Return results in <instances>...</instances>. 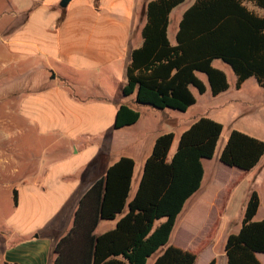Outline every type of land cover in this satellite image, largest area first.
I'll return each mask as SVG.
<instances>
[{"label":"crops","instance_id":"obj_1","mask_svg":"<svg viewBox=\"0 0 264 264\" xmlns=\"http://www.w3.org/2000/svg\"><path fill=\"white\" fill-rule=\"evenodd\" d=\"M31 1L14 28H3L11 23L5 11L0 17L3 69L27 64L18 73L43 74L40 88L21 96L15 112L7 113L0 124V264H54L53 249L72 228L79 202L93 183L119 158H132L130 202L150 155L136 156L143 149L136 139L137 126L147 109L135 103L134 95L124 96L122 89L130 54L142 43L144 9L151 0H71L65 8L60 0ZM171 22L170 15L169 27ZM87 88L99 96L86 97ZM121 104L138 110L140 117L136 124L117 130L114 121ZM164 122L177 124L171 117ZM251 128L229 132L236 129L264 140V131L256 134ZM184 131L176 134L178 139ZM14 136L21 141L5 143ZM220 152L214 162L230 174L216 172L212 160L203 161L201 186L186 201L169 238L170 245L196 253L195 264L206 255L205 264H216L219 245V257L226 264V238L239 230L249 193H258L259 184L264 188V157L245 172L221 163ZM258 195L254 219L260 221L264 197ZM123 215L100 221L94 233L111 231ZM256 255L264 264V253Z\"/></svg>","mask_w":264,"mask_h":264},{"label":"trees","instance_id":"obj_2","mask_svg":"<svg viewBox=\"0 0 264 264\" xmlns=\"http://www.w3.org/2000/svg\"><path fill=\"white\" fill-rule=\"evenodd\" d=\"M185 1L147 3L142 43L130 54L123 95H134L137 105L186 112L196 103L192 89L202 95L209 88L213 97L228 90L216 60L230 67L236 89L250 78L264 89V0H194L182 13L172 44L170 15ZM139 117L138 110L121 104L114 129L132 126ZM222 131L220 122L196 119L171 157L174 134L157 136L130 202L134 160L121 157L111 164L81 198L72 228L53 249L54 264H147L149 259L151 264H195L198 255L170 245L169 238L186 201L201 186L203 161L213 159ZM262 157L264 140L232 129L219 161L246 172ZM259 205L253 190L239 230L226 238V264H261L256 254L264 253V220L254 219ZM123 213L114 229L94 233L100 221Z\"/></svg>","mask_w":264,"mask_h":264},{"label":"rangeland","instance_id":"obj_3","mask_svg":"<svg viewBox=\"0 0 264 264\" xmlns=\"http://www.w3.org/2000/svg\"><path fill=\"white\" fill-rule=\"evenodd\" d=\"M193 2L194 0H186L172 12V22L168 30V37L172 44L175 42V21L183 10L190 6ZM32 4L31 0H3V4L0 5V17H3V12L5 11L4 13L6 18L11 21V23L3 25V28H14L22 19V10L32 6ZM2 50L3 49L0 47V52H2ZM22 65L24 68L27 66V64H20L19 68H16L17 65H8L3 69V61H0V124L7 113L9 114V112H15L17 108L16 102L19 98H21V96L34 92L40 88L41 82L39 77H42L43 74L36 73L32 75L31 73L22 75L21 73H18L19 70L22 69ZM214 66L223 70L227 76L229 89L226 92L213 97L208 89L203 95L198 94L195 89H192L197 102L186 112H178L168 109L158 110L150 106H145L147 112L143 115L136 131L138 144H143V149H141L142 151H139L136 155L138 159L140 157L143 158L144 156H148L151 153V147L155 138L161 134L167 133L168 130H172L174 132L173 134H175L174 142L170 150L171 155L175 151L178 141L176 134H178L181 130H186L196 119L206 116L205 114L207 112L209 115L212 114L215 120L223 125V131L216 148L215 156L211 159L212 162H210L214 164L216 172L223 171L218 168V165L214 161H218V153L220 152L225 136L229 133L231 128H240L241 126L249 128L252 127L251 130L256 134H259V131H264V89L257 84L254 78H250L245 81L239 90H237L235 87L236 77L230 67L225 65L220 60L214 61ZM200 76L205 79L203 75ZM123 78L125 79V76ZM86 91V97L99 96L96 91L90 88H87ZM213 108L216 110H213ZM212 111H214V113H211ZM237 111H239L238 115H236ZM241 111L243 116L238 117L241 114ZM166 116L176 120L177 124L175 126L166 124L164 122L167 118ZM106 133H111V131L109 130ZM17 141L19 143L21 138H17L16 140V137L14 136L10 139V141H6L5 143L14 144L17 143ZM43 144L46 143H40V147H42ZM223 172L224 174H230L228 170ZM257 191L261 197H264V188H261L260 184L257 186ZM262 202H264V199H262ZM258 215L259 217H264V206H262ZM170 243L171 242L169 241V244ZM221 248L222 247L219 245L215 249V253L217 254L216 256H218L216 264H225L224 259L219 257L221 254ZM207 259L208 256L206 255L198 264H205ZM151 263L152 259H149L147 264Z\"/></svg>","mask_w":264,"mask_h":264},{"label":"water","instance_id":"obj_4","mask_svg":"<svg viewBox=\"0 0 264 264\" xmlns=\"http://www.w3.org/2000/svg\"><path fill=\"white\" fill-rule=\"evenodd\" d=\"M70 1L71 0H61L60 3H59V6L61 8H65V7H67V5L69 4Z\"/></svg>","mask_w":264,"mask_h":264}]
</instances>
